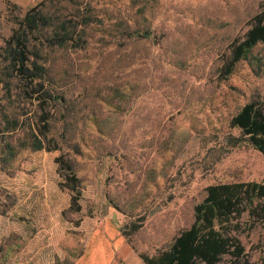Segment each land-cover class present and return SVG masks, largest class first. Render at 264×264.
I'll list each match as a JSON object with an SVG mask.
<instances>
[{
  "label": "rangeland",
  "instance_id": "1",
  "mask_svg": "<svg viewBox=\"0 0 264 264\" xmlns=\"http://www.w3.org/2000/svg\"><path fill=\"white\" fill-rule=\"evenodd\" d=\"M263 9L264 0H0V264H71L93 231L117 247L111 264H144L139 254L168 249L191 226L208 186L264 184L262 155L226 142L246 103L264 106V42L227 73L234 42ZM29 12L51 24L30 37L25 64L43 89L5 52ZM57 158L77 178L78 212ZM141 219L130 237L118 231ZM235 230L244 260L264 264V224L244 215Z\"/></svg>",
  "mask_w": 264,
  "mask_h": 264
},
{
  "label": "trees",
  "instance_id": "2",
  "mask_svg": "<svg viewBox=\"0 0 264 264\" xmlns=\"http://www.w3.org/2000/svg\"><path fill=\"white\" fill-rule=\"evenodd\" d=\"M42 15L25 14L21 20L16 18L17 30L5 41V52L14 66H18L17 72L28 81L29 85L39 86L37 76L25 70L28 63V48L30 37L37 33L42 38L46 25H51ZM64 34L74 35L76 28L60 27ZM264 42V9L258 12L252 19L250 28L244 34L241 41H235L232 46V61L227 73H230L234 65L246 60L248 53L259 43ZM27 71V73H26ZM37 93L36 91L32 94ZM46 121V119H44ZM229 127L239 131V136L227 135L226 142L231 146H237L241 141L249 144L264 158V106L256 101L246 103L230 120ZM64 171L70 184L66 188L72 193L70 209L80 211L78 204L79 192L77 190V178L68 163L55 161ZM63 163V164H62ZM204 199L193 209V223L180 232L173 240L170 247L158 252L154 256L139 254L144 264H220L224 256L231 258L227 264H248L244 260V248L233 235L235 227L242 216L247 215L252 222L264 224V184L257 182H233L210 185L205 190ZM143 219L132 222L128 230L118 228L124 238H128L142 226ZM82 253L76 257L79 258ZM72 264V263H71Z\"/></svg>",
  "mask_w": 264,
  "mask_h": 264
},
{
  "label": "crops",
  "instance_id": "3",
  "mask_svg": "<svg viewBox=\"0 0 264 264\" xmlns=\"http://www.w3.org/2000/svg\"><path fill=\"white\" fill-rule=\"evenodd\" d=\"M117 247L108 234L93 231L85 244L82 255L72 264H111Z\"/></svg>",
  "mask_w": 264,
  "mask_h": 264
}]
</instances>
